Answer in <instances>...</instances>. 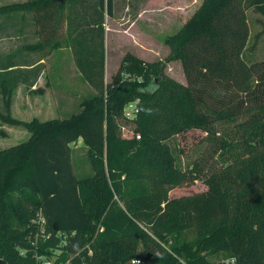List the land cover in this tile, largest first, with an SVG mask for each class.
Listing matches in <instances>:
<instances>
[{
	"label": "trees",
	"instance_id": "trees-1",
	"mask_svg": "<svg viewBox=\"0 0 264 264\" xmlns=\"http://www.w3.org/2000/svg\"><path fill=\"white\" fill-rule=\"evenodd\" d=\"M251 6L264 15V0H203L165 37L167 60L148 61L128 51L106 82L105 19L113 0L0 5V14L23 10L24 18L33 12L32 32L42 39L27 48L43 50L44 39L63 32L95 90L68 116L25 120L11 113L17 81L0 79V121L30 131L27 139L0 149V232L10 236L4 248L40 212L47 238L39 252L62 249L53 264H233L211 259L223 251L236 264H264V58L250 61L245 54ZM13 24L20 30L21 23ZM18 49L9 61L22 55L24 46ZM173 59H181L187 84L166 73ZM9 66L0 62V76ZM133 100L138 113L127 117L125 105ZM128 123L139 137L122 136ZM190 128L205 130L220 164L206 178L210 188L170 197L172 188L202 169L198 161L182 167L170 143ZM79 137L91 154L92 177L75 173L71 143ZM194 228L198 234L189 237ZM33 250L21 256L3 250L0 256L9 264H33Z\"/></svg>",
	"mask_w": 264,
	"mask_h": 264
},
{
	"label": "rangeland",
	"instance_id": "rangeland-1",
	"mask_svg": "<svg viewBox=\"0 0 264 264\" xmlns=\"http://www.w3.org/2000/svg\"><path fill=\"white\" fill-rule=\"evenodd\" d=\"M26 1V0H0V5L11 4L14 2ZM163 1V0H162ZM161 1V3H162ZM172 6L171 12L178 16L176 21L174 20V24H172V28H169L168 31L176 32V29L179 25H181V21L184 22L188 20V17L192 15L197 6H199L202 0H168ZM70 1H67L65 6L69 5ZM160 3V4H161ZM164 6V5H163ZM184 7V8H183ZM169 8V9H170ZM68 9L64 11V13H69ZM23 10L5 12L0 14V22L5 23V25L0 29V62L7 60L8 51L7 48L9 46L11 37H9L8 26L13 24L14 20L19 24L25 21L29 25V29L31 26L35 25L33 14L31 10H29L25 17L22 18ZM28 14V15H27ZM15 17V18H14ZM247 19L250 26V37L248 46L245 50V54L250 61H257L264 58V15L254 6H251L247 9ZM121 21V20H120ZM120 21H114L110 25L111 27L116 28V24L120 25ZM122 22V21H121ZM170 22L169 25H171ZM36 26V25H35ZM141 26L145 27L143 21H141ZM135 25H133V28ZM20 29V28H19ZM117 29V28H116ZM135 29V28H134ZM175 30V31H174ZM15 31V30H14ZM110 33L108 38V52L109 59L107 61V81H110L113 77V70L115 65L120 63L121 55L124 54L126 50H129L133 53H136V48L133 46V41L128 36H125L124 33ZM20 33V34H19ZM33 33V32H30ZM20 36H17V35ZM22 32L16 31L15 33V44L22 45ZM167 34L161 35V40L165 39ZM54 38V37H53ZM60 43L58 50L53 43L45 44L43 50L40 51L43 55H45L49 63V69L54 67L57 68L56 73L58 74V81L61 80L64 83H71L72 88H78L79 94L75 97L71 96L66 99H59L56 102L54 96L53 97H45L44 100L40 103V107L42 111H35V109L26 108L22 109L23 106V97L12 95V104H11V113L21 119L29 120L34 116H38L41 119H47L51 117H64L68 116L72 112H75L79 109V103L84 96L92 95L93 93L87 89L81 80L86 81L84 74H86V69L82 70L78 67L73 47L68 44L66 36L63 32L58 30V35L56 36ZM13 43V42H11ZM170 47V46H169ZM100 48V47H98ZM53 52V53H51ZM169 55V54H168ZM167 54L164 53L157 60H165L168 57ZM140 57V56H139ZM167 60V59H166ZM85 71V73H84ZM166 73L175 77L179 81L187 84V79L185 76V72L182 66V62L179 59L168 60L167 65L165 67ZM81 80H79V78ZM72 91V90H70ZM27 99V103L29 98H34L33 96H26V90L22 91ZM13 94V93H12ZM36 99V98H35ZM3 95H0V108L3 107ZM55 100V101H54ZM16 101V103L14 102ZM35 103V102H33ZM53 103V104H52ZM53 105V107L50 106ZM52 109V110H50ZM34 110V111H33ZM38 110V109H36ZM134 125L132 123L126 124V126L122 127V136L124 137H132L139 133H135L133 130ZM30 136V131L23 125H15L6 121H0V149L3 147H8L13 144L19 143ZM206 132L202 128H190L188 130H184L177 135L173 136L170 139V143L172 144L177 157L178 163L184 167H192L195 161L201 164V170L198 172V177L189 181L184 182L181 185H178L171 189L170 197H180L182 195L192 194L200 191H204L212 186V182L207 180L206 178L209 176L211 171L216 169V167L220 164V156L218 154H214L210 149V143L206 140ZM72 145V161L75 169V173L78 178L84 177H92L95 175L96 170L92 164L91 154L88 150V145L85 143L83 137H79L76 141L71 143ZM117 197V195H116ZM122 203V201H121ZM40 221L43 222V216L40 212L37 215H34L30 221V229H26L23 231L27 236L24 239V235L16 236V242L14 245H11L9 248H4L3 239L10 238L9 232L1 233L0 232V252L5 250V252L13 251L18 255L28 254L30 248L34 251V263L33 264H48V260L58 261L57 259L62 257V249L61 248H51L52 253L49 255L48 253H40L38 247L41 245V241H45L47 235L43 232V226L40 224ZM35 226V227H33ZM24 228L21 224L19 225V230ZM198 234V229H189L188 236L192 237ZM24 241L26 244H24ZM30 244V246L28 245ZM91 253L93 250L91 249ZM212 260H222L228 261L233 256L229 255V252H219L217 254L210 255ZM1 264H9V259H4V257L0 256ZM70 257L68 258V261ZM29 264V263H27ZM59 264V262H57ZM63 264V263H61Z\"/></svg>",
	"mask_w": 264,
	"mask_h": 264
},
{
	"label": "crops",
	"instance_id": "crops-1",
	"mask_svg": "<svg viewBox=\"0 0 264 264\" xmlns=\"http://www.w3.org/2000/svg\"><path fill=\"white\" fill-rule=\"evenodd\" d=\"M161 1L162 0H113L112 15L106 14L105 19L106 82H109L107 81V61L109 59L108 38L109 34L115 33L116 30H118L117 33H124L125 36H128L130 39H132L133 46L136 48L135 54L145 60L154 61L158 58H161L160 56L163 53L164 55H168L170 53L169 45L165 43V39L161 40L160 36L164 34L169 35L174 33L172 31H168V29L172 28V24H174V20L176 21L178 16L176 15V13L174 14L173 12H171L172 10L169 6H172V4H170L168 0H163L162 3ZM202 1L200 2V4L202 3ZM199 6H197L196 9ZM190 17L191 16H189L188 19ZM114 21H120V25L116 24L117 29L110 26ZM141 21L144 22L145 27L141 26ZM170 22L172 23L168 26ZM185 22L182 20L181 25L177 27L176 31L179 30ZM133 25H135V29L133 28ZM8 27L9 37L12 38V40H10V42L8 43V54L12 55L20 46H24V51L22 52V55L20 57L18 56L19 58L16 62L9 61L12 60V57L11 59L10 57L9 59L7 58L8 65L10 66L9 68H7L8 70L6 72V77L0 76V79L5 78V82L7 84L17 81L16 86H14L13 88V95L24 96L22 109H26L28 107L31 109H35V111H42L40 103L44 100L45 97L51 98L54 96V98L56 97V102H58L59 99H63L64 97V99H66L68 97L70 98L71 96L75 97L77 95H80L78 88H72L70 86L71 83L66 84L61 80L58 81V74L56 73L57 68L55 67V63L54 67L49 69V61L46 59L48 57L40 53L41 50H33L32 48L25 47L28 43H34L42 39V35L39 32L30 33L32 32V30L37 31V27L35 25L31 26L30 29L29 25L25 23V21L18 25V28H20V30L18 31H21L23 34L22 45L15 44V24H10ZM19 34L17 36H20ZM55 39L56 38H46L44 39L45 44H52ZM56 50H58V47L56 48ZM128 51L129 50H126L124 54L121 55L120 63L123 56ZM179 60L181 61V59ZM120 63L117 62V64L115 65V68L112 72L113 74L118 70ZM79 80L81 79L79 78ZM81 81L82 84L87 89L89 88L92 93L95 92L94 88L87 81ZM3 88L4 86L0 85V95H3ZM23 90H26V96L28 95L30 97H34L32 99L29 98L28 103L24 93L22 92ZM14 102L16 103V101ZM52 104H50L51 107H53Z\"/></svg>",
	"mask_w": 264,
	"mask_h": 264
},
{
	"label": "built area",
	"instance_id": "built-area-1",
	"mask_svg": "<svg viewBox=\"0 0 264 264\" xmlns=\"http://www.w3.org/2000/svg\"><path fill=\"white\" fill-rule=\"evenodd\" d=\"M138 110H139V107H138L137 101H136V100H133V101L128 102V103L125 105V108H124V114H125L127 117H135L136 114L138 113ZM136 136L139 137L140 134H137ZM140 261H141V259H139V258L133 260L134 263H135V262H140ZM47 262H48V264H53V263L51 262V260H48ZM227 262H228V263L236 264V259H235V257H232V258L229 259ZM44 264H46V263H44ZM59 264H61V263H59Z\"/></svg>",
	"mask_w": 264,
	"mask_h": 264
},
{
	"label": "water",
	"instance_id": "water-1",
	"mask_svg": "<svg viewBox=\"0 0 264 264\" xmlns=\"http://www.w3.org/2000/svg\"><path fill=\"white\" fill-rule=\"evenodd\" d=\"M0 264H1V259H0Z\"/></svg>",
	"mask_w": 264,
	"mask_h": 264
}]
</instances>
